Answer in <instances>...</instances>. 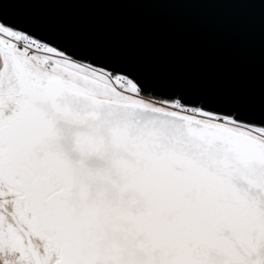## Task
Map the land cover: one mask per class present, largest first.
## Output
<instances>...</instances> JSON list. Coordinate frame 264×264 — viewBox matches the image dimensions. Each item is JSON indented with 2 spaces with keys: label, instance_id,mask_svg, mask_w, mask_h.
<instances>
[{
  "label": "snow or ice",
  "instance_id": "1",
  "mask_svg": "<svg viewBox=\"0 0 264 264\" xmlns=\"http://www.w3.org/2000/svg\"><path fill=\"white\" fill-rule=\"evenodd\" d=\"M0 264H264V104L159 90L0 4Z\"/></svg>",
  "mask_w": 264,
  "mask_h": 264
},
{
  "label": "water",
  "instance_id": "2",
  "mask_svg": "<svg viewBox=\"0 0 264 264\" xmlns=\"http://www.w3.org/2000/svg\"><path fill=\"white\" fill-rule=\"evenodd\" d=\"M3 11L159 90L264 104V0H10Z\"/></svg>",
  "mask_w": 264,
  "mask_h": 264
},
{
  "label": "clouds",
  "instance_id": "3",
  "mask_svg": "<svg viewBox=\"0 0 264 264\" xmlns=\"http://www.w3.org/2000/svg\"><path fill=\"white\" fill-rule=\"evenodd\" d=\"M59 145L61 149L66 152L68 155H75L79 154L80 149L77 148L76 142L73 136L68 135V134H62L61 138L59 140ZM82 147L84 148H90L91 145H83Z\"/></svg>",
  "mask_w": 264,
  "mask_h": 264
}]
</instances>
